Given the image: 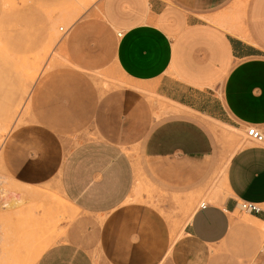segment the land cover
<instances>
[{"label": "crops", "instance_id": "obj_1", "mask_svg": "<svg viewBox=\"0 0 264 264\" xmlns=\"http://www.w3.org/2000/svg\"><path fill=\"white\" fill-rule=\"evenodd\" d=\"M235 1L100 0L98 13L67 28L57 43L62 60L34 83L29 116L7 134L2 164L21 188L57 183L71 208L105 217L83 221L90 233L73 230L37 264L251 261L264 224V147L237 150L223 171L205 120L264 130V0H250L239 17ZM113 68L126 84L101 92L89 72ZM136 151L180 198L198 197L218 168L204 193L210 200L174 239L168 212L128 202ZM240 200L262 211L240 218Z\"/></svg>", "mask_w": 264, "mask_h": 264}, {"label": "rangeland", "instance_id": "obj_2", "mask_svg": "<svg viewBox=\"0 0 264 264\" xmlns=\"http://www.w3.org/2000/svg\"><path fill=\"white\" fill-rule=\"evenodd\" d=\"M249 1H235L237 17L247 10ZM99 2L100 0H0V141H3L0 142V189L6 193L5 199L0 201L2 264H37L41 253L55 242L67 239L73 230L82 237L90 233L93 224L84 225L83 221L94 218L101 225L104 220V215L87 216L71 208L65 202L57 183L21 188L7 174L1 158L4 138L29 116L30 92L34 83L43 73L51 70L59 59L62 60L63 52L57 49V43L68 32L64 33L60 28L67 29L82 14L98 13ZM89 74L96 80L101 92L126 84L116 68ZM150 98L154 101L153 96L150 95ZM155 98L164 103L166 101L160 96ZM162 106L166 109L164 104ZM205 120L215 132L219 163L246 145H256L246 138L243 129L228 127L208 117ZM229 123L234 125V122ZM223 131L226 135H223ZM135 153L137 179L134 194L128 202H144L163 213L168 212L166 216L174 228V239L180 234L196 206L202 201L210 200L204 193L211 191L218 180V168L198 197L188 198L187 194L180 198L174 189L160 183L162 179L159 169L150 167L148 159L137 156V151ZM19 199L21 204L18 206L2 207L4 202L13 205ZM247 213L249 212L238 208L235 215L242 218ZM259 228L261 243L250 260L255 259L264 240V224Z\"/></svg>", "mask_w": 264, "mask_h": 264}, {"label": "built area", "instance_id": "obj_3", "mask_svg": "<svg viewBox=\"0 0 264 264\" xmlns=\"http://www.w3.org/2000/svg\"><path fill=\"white\" fill-rule=\"evenodd\" d=\"M61 30H64V33L68 32V29H64V27L60 28ZM118 35H122V32H119ZM245 136L248 140L254 142L255 144L264 147V130L259 128L255 125H248L244 129ZM201 206H206L205 202L201 203ZM238 206L240 210L246 211L249 213L258 214L262 211V207L259 203L249 201V200H240L238 201ZM246 264H264V240L262 243V246L260 247L258 251L257 258L255 260L248 261Z\"/></svg>", "mask_w": 264, "mask_h": 264}, {"label": "bare ground", "instance_id": "obj_4", "mask_svg": "<svg viewBox=\"0 0 264 264\" xmlns=\"http://www.w3.org/2000/svg\"><path fill=\"white\" fill-rule=\"evenodd\" d=\"M165 107H166V105H165ZM170 106H167L166 107V109H173V110H176V108L175 107H171V108H169ZM178 110V109H177ZM223 133V135H226V133H225V131H223L222 132ZM5 139V138H4ZM2 141V140H1ZM0 141V142H1ZM3 142V141H2ZM1 147V146H0ZM236 152V151H235ZM235 152H233L232 154H231V156H229V157H226L223 161H222V163H221V168H222V170L223 171H225L227 168H228V166H229V164H230V161H231V158H232V156H234V154H235ZM8 191V190H7ZM20 192V191H19ZM27 194V193H26ZM5 197H6V193H5V191L4 190H2V189H0V201L1 200H3V199H5ZM25 200V199H24ZM20 201L19 200H15V203H13V205H11V203H3L2 204V207L3 208H10V207H12V206H16L18 203H19ZM192 214H193V212H192ZM191 214V215H192ZM191 215H190V217H191ZM260 224V223H259ZM47 250V249H46ZM45 250V251H46ZM44 251V252H45ZM43 252V253H44ZM43 253H41V256L43 255ZM8 256V255H7ZM41 256H40V258H41ZM39 261V260H38ZM13 262V261H12ZM38 263V262H37Z\"/></svg>", "mask_w": 264, "mask_h": 264}]
</instances>
